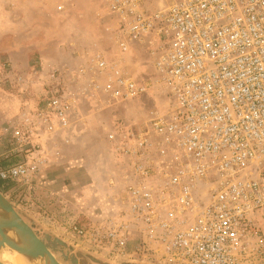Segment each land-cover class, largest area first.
Here are the masks:
<instances>
[{"label": "built area", "instance_id": "built-area-1", "mask_svg": "<svg viewBox=\"0 0 264 264\" xmlns=\"http://www.w3.org/2000/svg\"><path fill=\"white\" fill-rule=\"evenodd\" d=\"M107 11L111 53L28 73L2 62L20 97L0 125V192L16 182L19 203L39 204L26 197L87 107L129 110L103 130L121 168L111 192L79 209L83 221L61 210L74 245L108 261L264 264V0H107ZM141 54L150 72L127 65Z\"/></svg>", "mask_w": 264, "mask_h": 264}, {"label": "rangeland", "instance_id": "rangeland-1", "mask_svg": "<svg viewBox=\"0 0 264 264\" xmlns=\"http://www.w3.org/2000/svg\"><path fill=\"white\" fill-rule=\"evenodd\" d=\"M112 22V17L107 11V0H0V66L2 62L7 61L14 68L28 73L40 65L62 62L75 56L77 52L85 53L98 48L111 53L113 41L105 27ZM127 65L139 72L151 71L149 59L142 54L128 60ZM1 72L2 70L0 125L16 112L17 108L11 112L14 106L12 104L15 101L18 104L20 97L17 89L1 80ZM143 111V108L138 107L132 115L139 120ZM123 112L121 108L100 110L94 106L87 107L86 125L77 127L73 143L63 149L61 162L47 171L51 173L49 176L54 178L51 183L54 186L48 189L39 180L35 185L37 187L26 197L27 200L37 197L43 208L63 227V208H69L71 215L76 214L74 216L83 221L79 209L82 206L95 205L96 200L106 197L111 192L109 178L114 179L120 173V165L109 151L103 130L114 117L131 116L129 110L124 114ZM2 162L5 160L0 159V163ZM58 185L73 186L67 193L70 194L69 197L66 196L61 205L49 195ZM2 189L7 193L9 200L28 214L37 216L39 213L41 218L45 216L39 208L35 210L34 205L19 203L18 191L22 194L26 192L19 183L6 182L5 188ZM45 194L50 199L43 200ZM58 235L74 245L65 230ZM76 248L80 251L77 253L79 264H105L104 262L108 261L99 255L83 252L77 246ZM89 255L100 262H95Z\"/></svg>", "mask_w": 264, "mask_h": 264}, {"label": "water", "instance_id": "water-1", "mask_svg": "<svg viewBox=\"0 0 264 264\" xmlns=\"http://www.w3.org/2000/svg\"><path fill=\"white\" fill-rule=\"evenodd\" d=\"M3 249L20 253L30 264H79L77 253L80 251L76 246L38 222L0 192V252ZM89 258L100 262L92 256ZM104 263L109 264L108 261ZM0 264L6 263L0 258ZM110 264L151 263L118 260Z\"/></svg>", "mask_w": 264, "mask_h": 264}, {"label": "crops", "instance_id": "crops-1", "mask_svg": "<svg viewBox=\"0 0 264 264\" xmlns=\"http://www.w3.org/2000/svg\"><path fill=\"white\" fill-rule=\"evenodd\" d=\"M14 106H12V109H11V112H14L17 108V103L16 101L13 102ZM49 175H51L50 172H47L41 179L40 181L43 183L44 187L47 186L48 189L52 187L51 183L53 182L54 178L50 177ZM54 186V185H53ZM57 187V186H56ZM65 187V188H64ZM73 187L72 185H63V186H60L58 185V188L54 191V192H51L49 195H50V198L54 199V201H56L57 204H60L63 203L64 201V198H67L66 196L69 197L70 194H67L69 193V189ZM52 189V188H51ZM53 193V194H52ZM46 196V197H45ZM45 196H43V200L46 199H50L48 198L47 194H45ZM62 198V200H61ZM47 207H49L51 209V207L49 205H47ZM35 210H37L38 208L41 209L42 208V203L40 204H36L34 206ZM85 208V207H83ZM69 210V208H67ZM32 217H34L38 222L42 223L43 225H45L46 227H48L49 229L53 230V231H57L58 233H61L64 231V227L59 225L55 218L52 216V214L48 213L47 216H43L42 218L40 217L39 213H37V216L36 215H31ZM65 220V218H64Z\"/></svg>", "mask_w": 264, "mask_h": 264}, {"label": "bare ground", "instance_id": "bare-ground-1", "mask_svg": "<svg viewBox=\"0 0 264 264\" xmlns=\"http://www.w3.org/2000/svg\"><path fill=\"white\" fill-rule=\"evenodd\" d=\"M0 258L6 263V264H30L24 256H22L20 253L3 249L0 252Z\"/></svg>", "mask_w": 264, "mask_h": 264}, {"label": "flooded vegetation", "instance_id": "flooded-vegetation-1", "mask_svg": "<svg viewBox=\"0 0 264 264\" xmlns=\"http://www.w3.org/2000/svg\"><path fill=\"white\" fill-rule=\"evenodd\" d=\"M81 264H84L83 262H81Z\"/></svg>", "mask_w": 264, "mask_h": 264}]
</instances>
